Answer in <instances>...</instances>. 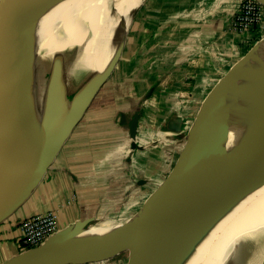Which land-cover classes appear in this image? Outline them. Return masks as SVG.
I'll return each instance as SVG.
<instances>
[{
	"label": "water",
	"instance_id": "water-1",
	"mask_svg": "<svg viewBox=\"0 0 264 264\" xmlns=\"http://www.w3.org/2000/svg\"><path fill=\"white\" fill-rule=\"evenodd\" d=\"M66 1L7 0L6 32L0 42V221L53 163L113 76L144 2L128 20L120 18L109 38L105 64L70 97L65 49L48 52L42 46L48 15ZM261 48L262 41L257 42L208 97L154 215L146 205L136 222L107 238V250L128 241L145 251L141 255L135 250L136 264H199L216 195L264 170V124L256 125L264 117L259 110L264 94L255 104L245 96L247 69L264 70V59L257 57ZM138 123L136 114L129 128L132 152L139 147ZM106 222L97 216L80 220L7 264H83L107 257L99 241L92 247L82 245Z\"/></svg>",
	"mask_w": 264,
	"mask_h": 264
},
{
	"label": "crops",
	"instance_id": "crops-1",
	"mask_svg": "<svg viewBox=\"0 0 264 264\" xmlns=\"http://www.w3.org/2000/svg\"><path fill=\"white\" fill-rule=\"evenodd\" d=\"M241 2L144 0L98 105L88 110L85 123L77 126L29 193L0 221V264L23 252L20 224L31 215L52 212L66 232L80 220L108 218L106 212L115 207L113 197L142 189L150 191L146 205L154 215L164 184L183 156L189 131L232 68L228 58L248 44L250 33L232 23ZM136 114L139 147L127 161L130 122ZM170 161L175 165L167 177ZM118 243V251L128 252L126 264H136V249L141 255L145 252L134 243ZM105 260L110 261L104 256L83 264H106Z\"/></svg>",
	"mask_w": 264,
	"mask_h": 264
},
{
	"label": "bare ground",
	"instance_id": "bare-ground-1",
	"mask_svg": "<svg viewBox=\"0 0 264 264\" xmlns=\"http://www.w3.org/2000/svg\"><path fill=\"white\" fill-rule=\"evenodd\" d=\"M143 1L68 0L48 15L50 23L46 26L42 46L48 52L65 49L70 97L86 71L103 67L112 30L122 16L128 20ZM5 20L7 0H2L0 24ZM257 57L264 59V39ZM263 71L260 66L247 69L245 96L253 104L264 94ZM259 110L264 112V105ZM263 124L264 117L256 122L258 126ZM244 180L216 195L199 264H264V170ZM246 243L253 248L247 249Z\"/></svg>",
	"mask_w": 264,
	"mask_h": 264
},
{
	"label": "rangeland",
	"instance_id": "rangeland-1",
	"mask_svg": "<svg viewBox=\"0 0 264 264\" xmlns=\"http://www.w3.org/2000/svg\"><path fill=\"white\" fill-rule=\"evenodd\" d=\"M1 2L2 0H0V3ZM262 5L264 8V3H262ZM239 10H240V5H239L238 10L233 15L232 23H234V18L237 15ZM5 21H2L0 24L1 25L0 42L2 41L3 39L2 37L5 36V32H6L7 20ZM249 38L250 39L248 40L247 45L243 44L244 46H241L240 48H238L236 52L233 54V56H230V58H228L229 60H231V63L233 62V65L231 67L236 65L244 56H246V54L255 46L257 42L263 41L264 39V13L262 14L260 23L257 26H255V28L252 30V33L249 34ZM228 65L230 68V62L228 63ZM93 72L94 70L92 69L86 71V73L84 74V76H82L80 80L79 86L82 84V82L88 79V77ZM109 82L110 81L106 83V85L102 88L98 96L95 98L90 110L94 109L96 105H98L100 98L109 88L108 87L110 85ZM84 123L85 121L81 122V124H84ZM133 152L131 148L130 154H132ZM169 164H170L168 167L169 173L166 175L167 177L171 173L172 169L174 168L175 161H170ZM139 192H140L139 194L131 193V194L120 195L119 197L118 196L113 197L115 207L113 208V211L111 210L110 212H106V214L109 216L108 218H106V220H107V223L109 224L110 222L116 221L119 225L117 224L118 226L115 227V226H112L111 224L110 225L108 224L109 226H106L102 231H99L96 234L94 233L93 235H91L90 238H88L84 243H82V245L84 246L92 247L94 244L95 245L97 244L96 243L97 241H99L98 243L99 247L106 250V256L110 259V261L108 262L105 260L106 264H126L127 263L128 252H124L123 250L118 251V249L113 250V251L107 250L108 248H106L107 245L105 243H106L107 238L116 234L117 230L121 228L122 225L133 224L134 222H136L135 220L138 218V216L141 214V212L146 207V202L148 200V194L150 193V191H148L147 189H142V191H139ZM248 234H249V230H248ZM245 246H247L246 247L247 249L253 248L252 244L249 245V243H246Z\"/></svg>",
	"mask_w": 264,
	"mask_h": 264
},
{
	"label": "built area",
	"instance_id": "built-area-1",
	"mask_svg": "<svg viewBox=\"0 0 264 264\" xmlns=\"http://www.w3.org/2000/svg\"><path fill=\"white\" fill-rule=\"evenodd\" d=\"M263 13L264 8L259 0H242L234 18V28L242 33H251L260 23ZM20 227V248L23 251L41 246L60 230L57 217L52 212L31 215L22 220Z\"/></svg>",
	"mask_w": 264,
	"mask_h": 264
}]
</instances>
